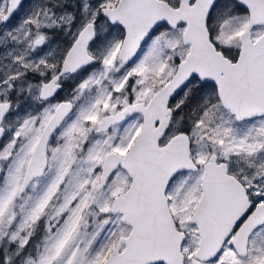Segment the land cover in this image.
Listing matches in <instances>:
<instances>
[{
    "label": "snow or ice",
    "instance_id": "obj_1",
    "mask_svg": "<svg viewBox=\"0 0 264 264\" xmlns=\"http://www.w3.org/2000/svg\"><path fill=\"white\" fill-rule=\"evenodd\" d=\"M0 264H264V0H0Z\"/></svg>",
    "mask_w": 264,
    "mask_h": 264
}]
</instances>
